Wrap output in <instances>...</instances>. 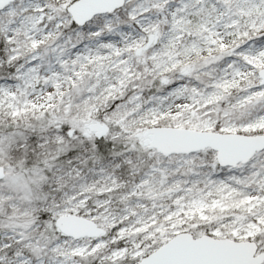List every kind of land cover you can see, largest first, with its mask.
Returning a JSON list of instances; mask_svg holds the SVG:
<instances>
[{"label":"snow or ice","instance_id":"1","mask_svg":"<svg viewBox=\"0 0 264 264\" xmlns=\"http://www.w3.org/2000/svg\"><path fill=\"white\" fill-rule=\"evenodd\" d=\"M0 264H264V0H0Z\"/></svg>","mask_w":264,"mask_h":264}]
</instances>
